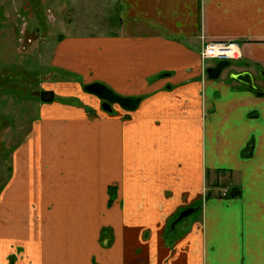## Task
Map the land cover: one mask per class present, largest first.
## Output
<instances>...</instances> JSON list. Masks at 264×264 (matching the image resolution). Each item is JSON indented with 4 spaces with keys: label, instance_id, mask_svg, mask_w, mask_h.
Returning <instances> with one entry per match:
<instances>
[{
    "label": "crops",
    "instance_id": "crops-1",
    "mask_svg": "<svg viewBox=\"0 0 264 264\" xmlns=\"http://www.w3.org/2000/svg\"><path fill=\"white\" fill-rule=\"evenodd\" d=\"M71 5L93 7L101 16L61 33L53 70L145 97L127 120L103 111L91 120L81 105L44 104L15 149L1 192L0 264H264V96L218 78L201 81L198 72L199 51L215 41H237L241 58L264 66V0H71ZM65 86L63 94L77 95L72 85ZM200 108L207 111L202 132ZM91 173L106 190L118 181L126 205L143 202L152 210L174 202L169 217L155 219L165 224L149 236L144 261L124 251V238L132 236L124 224L137 220L136 214L111 215L117 244L88 245L87 215L77 219L71 206H88ZM201 177L205 192H213L208 199ZM231 186L239 187V195L216 196ZM184 196L190 199L182 206ZM195 202L202 203L198 229L175 242L178 248L191 244L179 250L188 261L177 255L169 261L174 248L163 244L168 221ZM195 234L202 239L197 250L188 241ZM9 254L17 258L10 262Z\"/></svg>",
    "mask_w": 264,
    "mask_h": 264
},
{
    "label": "rangeland",
    "instance_id": "rangeland-1",
    "mask_svg": "<svg viewBox=\"0 0 264 264\" xmlns=\"http://www.w3.org/2000/svg\"><path fill=\"white\" fill-rule=\"evenodd\" d=\"M89 6L91 5L89 4ZM100 16L101 14L96 13L93 7L73 9L71 0H0V196L11 175L15 149L29 134L35 120L41 117L45 103L59 102L81 105L85 108L83 110L86 112V116L91 120L96 117V111H103L114 117H120L122 120H127L132 116L131 112L133 110H127L118 104H111L112 110L105 111L101 107L102 100L83 89L85 84L94 81L89 82L91 79H82V76L77 72L74 73L64 69L54 71L51 65L54 49L62 38L61 33L75 32L76 30L73 27L78 22L82 23L92 19L91 23H94L95 19L98 20ZM199 59V79L201 81L211 79L207 69L213 68L215 63L218 64L222 60L208 59L203 61L201 58ZM263 71L264 66L260 63L239 58L230 60L227 65L222 67L215 78L233 85L247 87L245 83L232 77L233 74L247 72L251 75L256 87L264 91ZM65 84L72 85L78 91L77 95L63 94L62 91L65 90V87H68ZM166 88L170 89L171 84L167 85ZM41 92H52V101H43L40 98ZM117 94L125 97H138L139 102L145 97V95L140 94L133 96ZM81 96L92 98L94 101H83ZM206 114L207 111L200 108L199 127L201 132L203 131ZM202 168L201 165L199 174H202ZM192 174L198 175L196 168H194ZM226 176L230 177L228 174ZM95 177V173L88 176V206H71V213L77 219L80 216L87 215L85 225H87L88 245L90 246L91 242H96L99 247L107 248L117 244L118 238L115 232L112 231L113 227L109 221L111 215L113 213L136 214L138 215L137 220L124 224L129 227L132 233V236L126 241L124 238V251L137 262L144 261L145 259L141 256L144 255L143 252L149 244V236L159 231L160 225L165 224V221H155V219L170 216L175 208L174 202L169 201L170 204L165 206H154L152 210H150L148 204L143 202L126 205L122 198L124 192L119 189V182L111 181L109 186L113 187L114 192L111 202L108 204L111 198L108 190L109 186L106 190V183L96 182ZM222 178L224 182H227V179ZM200 185L204 194L206 184L202 177L200 178ZM217 190L219 189H214V191ZM41 191L43 194L45 190ZM127 195L129 196L128 191ZM46 196L45 194L44 198ZM187 196H184L179 202L180 205L183 204L182 206H184L189 202L190 198ZM117 207L119 211H116ZM35 208L38 210V206ZM50 210L51 207L46 206L43 213L48 214ZM200 211L201 209L195 206L183 207L181 213L174 215L168 221L163 236L165 239L163 244L169 248L168 250L172 248L174 250L167 255V260H176L173 256L177 255L183 262L188 261V255L184 252L183 254L180 253L179 250L189 247L191 244H184V247L178 248L175 242L181 240L193 230L197 231L196 221H201ZM80 223L77 221L73 226L76 228ZM101 229H104V231L101 232ZM188 241H193L195 250H197V246L202 245L200 234L193 235ZM19 245L12 243L10 247H16L19 252V250H22ZM194 255L195 261H198L199 258L196 254ZM16 258V254L7 256V260L10 262Z\"/></svg>",
    "mask_w": 264,
    "mask_h": 264
},
{
    "label": "water",
    "instance_id": "water-1",
    "mask_svg": "<svg viewBox=\"0 0 264 264\" xmlns=\"http://www.w3.org/2000/svg\"><path fill=\"white\" fill-rule=\"evenodd\" d=\"M229 63L228 60H222L219 61L216 67L208 68L207 73L211 78H215L218 76L220 70L222 67L227 65ZM264 75V71H263ZM233 78L236 80L245 83L247 86H249L252 89H256V85L253 83V80L251 78V75L247 72L243 73H237L232 75ZM83 89L91 94L96 95L98 98L102 100L101 107L105 111H111V104H118L121 107L127 109V110H134L138 103L139 98L138 97H125L121 96L117 93H115L111 88H109L107 85L94 81L88 84H85L83 86ZM40 98L45 102H50L53 99L52 92H41Z\"/></svg>",
    "mask_w": 264,
    "mask_h": 264
},
{
    "label": "built area",
    "instance_id": "built-area-1",
    "mask_svg": "<svg viewBox=\"0 0 264 264\" xmlns=\"http://www.w3.org/2000/svg\"><path fill=\"white\" fill-rule=\"evenodd\" d=\"M241 48L237 41H215L205 43L200 50V58L204 60H236L241 58Z\"/></svg>",
    "mask_w": 264,
    "mask_h": 264
},
{
    "label": "trees",
    "instance_id": "trees-1",
    "mask_svg": "<svg viewBox=\"0 0 264 264\" xmlns=\"http://www.w3.org/2000/svg\"><path fill=\"white\" fill-rule=\"evenodd\" d=\"M253 91H254V93H256L257 95H259V96H264V91L263 90H261V89H258V88H256V89H252ZM108 190H109V194L111 195V198L109 199V201H108V204H110V202H111V199H112V196H113V187L112 186H109L108 187ZM239 193H240V189H239V187L238 186H231L229 189H227L225 192H223V193H219V194H217L216 196H222V197H226V198H229V197H235V196H237V195H239ZM213 196V192L211 191V190H207L206 192H205V195H204V197L205 198H210V197H212ZM192 206H195V207H197L198 209H201L202 208V205H201V202H195ZM179 213H181V210H179V212H177L175 215H178ZM104 231V229H101V232H103Z\"/></svg>",
    "mask_w": 264,
    "mask_h": 264
},
{
    "label": "flooded vegetation",
    "instance_id": "flooded-vegetation-1",
    "mask_svg": "<svg viewBox=\"0 0 264 264\" xmlns=\"http://www.w3.org/2000/svg\"><path fill=\"white\" fill-rule=\"evenodd\" d=\"M216 66H217V63H215L214 67H216Z\"/></svg>",
    "mask_w": 264,
    "mask_h": 264
}]
</instances>
